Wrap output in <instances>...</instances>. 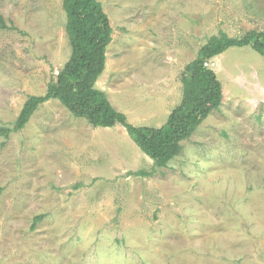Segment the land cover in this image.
Segmentation results:
<instances>
[{"label":"rangeland","instance_id":"rangeland-1","mask_svg":"<svg viewBox=\"0 0 264 264\" xmlns=\"http://www.w3.org/2000/svg\"><path fill=\"white\" fill-rule=\"evenodd\" d=\"M97 1L112 29L99 87L133 126L178 105L211 36L264 31V0ZM0 16L12 27L0 29V264H264L261 55L209 60L221 105L165 168L135 177L153 162L123 127L94 128L57 100L13 130L71 46L63 0H0Z\"/></svg>","mask_w":264,"mask_h":264},{"label":"trees","instance_id":"trees-1","mask_svg":"<svg viewBox=\"0 0 264 264\" xmlns=\"http://www.w3.org/2000/svg\"><path fill=\"white\" fill-rule=\"evenodd\" d=\"M66 13V33L71 46L68 63L55 83L47 86L41 96H30L23 104L13 130L25 127L37 108L57 100L74 118L83 119L94 128L120 125L134 144L153 162L151 172L140 170L129 176L149 177L165 168L182 150L188 140L208 117L221 105L222 88L213 71L205 64L231 48L250 46L264 58V31H249L242 37H229L219 31L198 51L180 77L182 97L160 128L136 127L124 114L114 109L105 93L95 88L104 70L106 48L111 42L112 29L107 15L97 0H63ZM8 28L0 16V29ZM41 216L34 218V223Z\"/></svg>","mask_w":264,"mask_h":264},{"label":"crops","instance_id":"crops-1","mask_svg":"<svg viewBox=\"0 0 264 264\" xmlns=\"http://www.w3.org/2000/svg\"><path fill=\"white\" fill-rule=\"evenodd\" d=\"M103 75V73L98 77V79H97V81L95 82V88L97 89V90H99V91H101V92H103V93H105L106 94V96H107V98H108V101L110 102V104H111V106L114 108V106L112 105V102H111V100L109 99V93L107 92V90L105 89V88H102V87H99V80H100V78H101V76ZM181 101V100H180ZM180 103V102H179ZM179 103H178V105H179ZM178 105H175L174 107H171V109L170 110H168L166 113H165V115H164V120H163V122L159 125V126H156V125H147V126H145V127H150V126H153V127H150V128H160V127H162L165 123H166V121H167V119H168V117H169V115H170V113H171V111L176 107V106H178ZM114 109H116V108H114ZM118 112H120V113H122V114H124L125 116H126V114H125V112L123 111V110H121V109H116ZM127 118V117H126ZM136 127H141V126H136Z\"/></svg>","mask_w":264,"mask_h":264},{"label":"built area","instance_id":"built-area-1","mask_svg":"<svg viewBox=\"0 0 264 264\" xmlns=\"http://www.w3.org/2000/svg\"><path fill=\"white\" fill-rule=\"evenodd\" d=\"M205 67H207V64H205Z\"/></svg>","mask_w":264,"mask_h":264}]
</instances>
